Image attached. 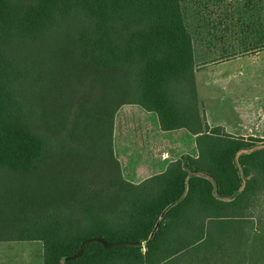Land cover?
<instances>
[{"label": "trees", "instance_id": "trees-1", "mask_svg": "<svg viewBox=\"0 0 264 264\" xmlns=\"http://www.w3.org/2000/svg\"><path fill=\"white\" fill-rule=\"evenodd\" d=\"M125 104L198 155L128 181ZM94 236L141 245L65 260ZM25 240L43 264H264V139L207 122L182 0H0V241Z\"/></svg>", "mask_w": 264, "mask_h": 264}, {"label": "crops", "instance_id": "crops-1", "mask_svg": "<svg viewBox=\"0 0 264 264\" xmlns=\"http://www.w3.org/2000/svg\"><path fill=\"white\" fill-rule=\"evenodd\" d=\"M182 6L194 36L196 83L207 122L234 136L264 139V98L225 95L226 84L233 82L244 66L240 61L243 55L254 60L264 55V0H182ZM246 39L249 45L242 49ZM252 64L255 69L257 62ZM200 68L209 72L215 68L217 77L212 78L222 86L215 120L208 101L201 96ZM114 150L123 176L140 183L164 172L173 161L197 156V135L185 128L164 130L156 112L139 104H125L115 117Z\"/></svg>", "mask_w": 264, "mask_h": 264}, {"label": "rangeland", "instance_id": "rangeland-1", "mask_svg": "<svg viewBox=\"0 0 264 264\" xmlns=\"http://www.w3.org/2000/svg\"><path fill=\"white\" fill-rule=\"evenodd\" d=\"M243 24V23H242ZM260 23H258V26ZM245 28H247L245 26ZM249 39L242 40L241 48H247ZM241 59V71H237L233 82L229 81L226 84V98L234 96L240 98H254V96H261L264 98V55H259L256 60L250 59L249 54L243 55ZM256 61L257 66L252 68V62ZM244 67V68H243ZM198 78L201 87V96L208 101L212 120L216 118L217 105L222 96L221 85H218L216 69L212 68V72L198 69ZM209 78V80H208ZM231 95V96H230ZM200 96V97H201ZM202 99V98H201ZM43 242L42 241H0V264H43Z\"/></svg>", "mask_w": 264, "mask_h": 264}, {"label": "water", "instance_id": "water-1", "mask_svg": "<svg viewBox=\"0 0 264 264\" xmlns=\"http://www.w3.org/2000/svg\"><path fill=\"white\" fill-rule=\"evenodd\" d=\"M99 242L103 244L107 248H113V247H119V246H134V245H141V243L138 242H133V241H115V242H110L106 240L103 237L100 236H94V237H89L82 241V243L79 246V249L76 253L72 255H68L65 257V260H75L80 258L83 255L84 249L90 245L91 243H96Z\"/></svg>", "mask_w": 264, "mask_h": 264}]
</instances>
